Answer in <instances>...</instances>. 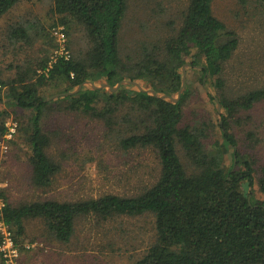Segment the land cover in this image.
Returning <instances> with one entry per match:
<instances>
[{
	"label": "trees",
	"instance_id": "16d2710c",
	"mask_svg": "<svg viewBox=\"0 0 264 264\" xmlns=\"http://www.w3.org/2000/svg\"><path fill=\"white\" fill-rule=\"evenodd\" d=\"M126 1L52 0L51 12L60 17L58 22L65 26L66 35L73 24L84 28L89 40L86 55L68 61L59 58L50 68L48 60L41 59L1 84L8 87L9 103L33 112L24 132L30 144L34 186L48 187L60 170L45 154L48 139L40 125L44 107L52 103L41 95V89L58 81L66 84L59 100L67 102V110L103 120L107 128L116 124L111 117L118 107L128 105L129 113L122 119L127 127L117 144L125 151L153 150L160 168L157 180L134 196L106 194L73 202L47 200L19 206L10 204L0 190V221L16 238L24 232V220L38 218L55 239L68 243L80 217L105 221L115 216L151 214L155 240L133 264H264V201L254 197L255 185L264 196V169L256 179L252 163L236 148L229 123L239 112L263 101L264 89L234 98L219 94L220 139H210L209 124L180 126L182 105L189 95L187 87L175 103L159 98L165 95L175 99L182 85L180 70L185 58H190L192 68H198L202 83L210 80L223 91V64L238 45L235 32L213 16L212 0H189L182 25L164 41L159 55L143 47L141 58L126 67L118 52ZM18 2L0 0V18ZM24 30L14 29L11 35L25 37ZM37 69H48L47 76L38 74ZM125 79L140 87L145 82L148 85L143 88L154 94L121 83ZM100 81L116 90L108 94L103 88L94 89ZM3 116L0 112V137L6 130ZM179 149L192 166L191 173L186 172Z\"/></svg>",
	"mask_w": 264,
	"mask_h": 264
},
{
	"label": "rangeland",
	"instance_id": "374dc122",
	"mask_svg": "<svg viewBox=\"0 0 264 264\" xmlns=\"http://www.w3.org/2000/svg\"><path fill=\"white\" fill-rule=\"evenodd\" d=\"M188 3L189 0L126 1L118 33L119 57L126 67L141 58L143 47L159 55L164 41L174 36L182 25ZM51 7L52 0H19L0 18V112L4 114V127L9 122L16 125L15 134L9 141L5 140L7 149L0 148V190L14 206L47 200L73 202L106 194L134 196L155 183L160 168L153 150L125 151L117 144L127 127L122 119L129 113L128 105L118 107L111 117L116 124L112 129L107 128L103 120L66 109L67 102L59 100L66 87L61 81L41 89V95L52 103L44 107L40 120L42 133L48 139L45 154L60 170L48 187L32 184L30 144L24 130L28 129L33 112L9 103L8 87L1 82L6 84L16 78L17 71L52 58L56 44L51 29L62 24ZM211 9L215 18L235 32L238 45L223 64V91L210 80L206 85L202 83L198 68H192L190 58H185L180 72L189 95L182 105L180 126L209 124L210 139H220L219 94L234 98L264 89V3L212 0ZM17 28H25V37L11 35ZM67 42L71 57H83L89 49L84 28L76 24L71 26ZM229 123L236 148L250 160L257 179L264 169V100L239 112ZM178 153L186 172L191 173L192 166L180 149ZM254 197L264 201L257 185ZM23 225L21 236L15 238L12 231L19 250L17 264H133L155 240L151 214L115 216L105 221L80 217L68 243L55 239L41 219L28 218ZM0 264H6L1 257Z\"/></svg>",
	"mask_w": 264,
	"mask_h": 264
},
{
	"label": "built area",
	"instance_id": "2783aa9c",
	"mask_svg": "<svg viewBox=\"0 0 264 264\" xmlns=\"http://www.w3.org/2000/svg\"><path fill=\"white\" fill-rule=\"evenodd\" d=\"M51 36L55 41V49L52 58L48 61V67L50 68L52 63L57 59H63L68 61L71 59V53L67 46V35L65 32V27L62 25H58L51 29ZM48 69H46L47 71ZM46 71L42 72L38 70L37 73H44L46 75ZM72 76V75H71ZM5 133L3 135V141H0V148L6 150L7 146L6 142L9 141L12 136L16 132V125L11 122L5 125ZM0 206H2V201L0 200ZM0 257L6 264H17L19 259V250L17 244L15 242L12 231L8 228L3 221H0Z\"/></svg>",
	"mask_w": 264,
	"mask_h": 264
},
{
	"label": "water",
	"instance_id": "95a60500",
	"mask_svg": "<svg viewBox=\"0 0 264 264\" xmlns=\"http://www.w3.org/2000/svg\"><path fill=\"white\" fill-rule=\"evenodd\" d=\"M182 69H183V67H182ZM181 81H182L181 89L176 93V97H175V99H171V98H169V97H167V96H165V95H161V96H159V98H166V99L170 100L171 102L175 103V102L178 100V98H179V94H180L181 91L184 90V88H185V80H184V77L181 78ZM121 83L126 84V85L134 84L139 90H142V91H148V92H150L151 94H154V92H153L151 89L140 87L139 85H137V84L134 83V82H131V81H125V80H124V81H122ZM86 84L91 85V83H86ZM80 87H81V86L77 87V89H76L74 92H71L70 94L76 93V92L80 89ZM104 87H105L106 89L109 90V92L107 91L108 94L113 93V92L116 90V87H115V88H111V87H109V85H108L105 81L101 82L98 86L93 87V88H94V89H101V88H104ZM219 109H220V104L217 103V110H219Z\"/></svg>",
	"mask_w": 264,
	"mask_h": 264
}]
</instances>
